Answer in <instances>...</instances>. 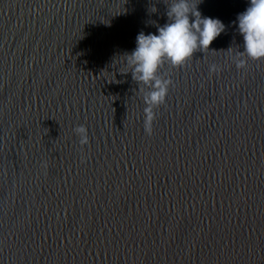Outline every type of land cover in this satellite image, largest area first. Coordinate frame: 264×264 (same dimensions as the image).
<instances>
[{"label":"water","instance_id":"water-1","mask_svg":"<svg viewBox=\"0 0 264 264\" xmlns=\"http://www.w3.org/2000/svg\"><path fill=\"white\" fill-rule=\"evenodd\" d=\"M171 3L0 0V264H264V61L232 59L248 0H202L226 31L164 64L146 124L123 54Z\"/></svg>","mask_w":264,"mask_h":264},{"label":"clouds","instance_id":"clouds-1","mask_svg":"<svg viewBox=\"0 0 264 264\" xmlns=\"http://www.w3.org/2000/svg\"><path fill=\"white\" fill-rule=\"evenodd\" d=\"M198 5L190 0H172L166 6L168 22L156 25L155 33L140 31L135 48L123 54L127 73L142 95L146 124L154 118L155 109L166 102L173 85L172 79L160 72L164 64L174 68L185 66L193 60L194 53L209 50L213 41L226 31L220 19L203 16ZM233 24L243 39V51L238 50L232 58L236 67H245L248 60L264 61V0H248L247 8L237 15ZM216 70V65H210V72ZM74 132L82 145L87 143L85 126H77Z\"/></svg>","mask_w":264,"mask_h":264}]
</instances>
